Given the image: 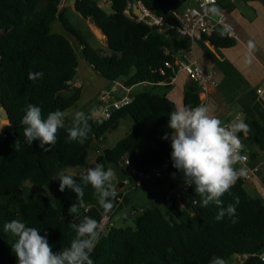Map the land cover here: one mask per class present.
I'll return each instance as SVG.
<instances>
[{
    "label": "trees",
    "instance_id": "1",
    "mask_svg": "<svg viewBox=\"0 0 264 264\" xmlns=\"http://www.w3.org/2000/svg\"><path fill=\"white\" fill-rule=\"evenodd\" d=\"M109 1L111 11L107 12L96 0H74L75 10L106 36L109 53L102 54L81 38L61 8L63 0H0V104L9 115V124L0 132V264H18L9 243L11 235L3 230L6 222L18 219L42 235L46 232L54 253L69 246L76 234L68 212L77 202L76 194L68 188L61 192L58 186L51 196L28 195L24 182L44 188L70 167L87 170L103 164L107 170L113 165L120 167L128 159L135 168L148 170L171 158L170 139L163 137L166 133L171 136L167 125L174 105L167 94H160L157 89H170V85L159 84L172 75L165 62L172 61L178 51L189 49L187 38L182 40L184 37L177 31L179 21L174 15L187 0ZM135 2H143L165 21L164 29H172L161 33L159 26L150 27L133 13L127 15L129 4ZM56 21L79 41L81 57L99 76L110 82L123 81L129 88L143 82L150 84L133 95L130 105L114 111L110 119L98 123L87 117L91 132L83 145L68 139L71 125L65 120L56 144L44 152L39 141L28 145L23 135L25 126L20 121L27 106L40 107L46 118L50 112L70 110L82 98V87L70 84L79 72V54L67 35L52 32ZM205 40L220 49L235 43L221 27H216ZM161 69L165 70L164 75ZM30 72H42L43 76L30 80ZM184 103L188 107L201 104L196 84L191 82ZM126 118L134 122L130 133L114 147L101 148L107 134ZM243 121L249 125L248 139L264 153V128L249 117ZM16 141L18 150L14 148ZM93 151L99 154L89 165ZM79 176L80 173L74 176L78 182ZM236 197V222L227 215L218 221L217 206L202 208L201 197L192 188L185 208L169 209V217L157 206H151L136 216L134 228L114 227L101 234L90 258L94 264H210L214 256L226 260L247 254L245 264H264L258 257L264 251V201L251 197L239 177L221 197L223 207L234 204ZM83 204H98L90 185L84 186Z\"/></svg>",
    "mask_w": 264,
    "mask_h": 264
},
{
    "label": "clouds",
    "instance_id": "2",
    "mask_svg": "<svg viewBox=\"0 0 264 264\" xmlns=\"http://www.w3.org/2000/svg\"><path fill=\"white\" fill-rule=\"evenodd\" d=\"M210 11L218 13L219 9L214 7ZM42 76V72L28 74L30 80ZM71 112L72 110H56L44 118L40 107L29 104L20 121L25 126L23 135L27 144L39 141V147L44 152L50 151V146L57 142L59 129L65 127V119ZM168 117L167 126L171 129V136L166 133L163 139L171 140L173 167L183 173L184 182L188 186H195L196 194L201 197L202 208L214 204L219 209L216 220H222L227 215L235 223L239 198L236 197L235 203L225 208L221 197L231 189L241 174L234 168V164L241 159L240 151L243 148L238 133L246 135L250 130L249 125L236 118L225 127L205 104L196 107L179 106ZM67 131L70 141L83 145L89 139L91 128L82 111L74 113L72 126ZM45 145L49 147L46 148ZM14 148L19 149L17 141ZM114 177L115 171L112 168L105 170L103 164H96L81 172L79 182L72 174L61 171L57 176L60 180L59 191L63 192L68 188L77 197V202L68 209L73 220L79 221L72 224L75 237L69 246L54 253L46 232L42 235L37 228L27 226L18 219L6 222L3 230L11 235L9 243L18 264H94L90 257L100 241L101 225L90 216L80 217L84 186L90 185L94 189L98 204L107 214L113 209L117 197ZM210 264H226V261L214 256Z\"/></svg>",
    "mask_w": 264,
    "mask_h": 264
},
{
    "label": "crops",
    "instance_id": "3",
    "mask_svg": "<svg viewBox=\"0 0 264 264\" xmlns=\"http://www.w3.org/2000/svg\"><path fill=\"white\" fill-rule=\"evenodd\" d=\"M188 5L189 3L187 2L182 9L188 7ZM61 8L65 9L64 6ZM217 8L219 12L212 13V16L217 19L220 10L226 13L227 19L234 27L237 36V38L234 39V45L227 49H220L212 45L208 40L193 42L189 39L181 38L189 42V49L178 51L174 54L173 58L186 57L187 60L195 63L201 69L212 71L215 74L217 88L213 89L206 96L200 97L199 95V97L200 102L203 101L204 104L210 108L212 114L223 122L224 126L229 124L231 120L236 119L238 114L241 113L244 114L245 118L249 117L253 119L264 128V112L256 92L259 87L264 85V0H218ZM58 23L61 25L60 22ZM54 25L55 23L52 26ZM54 28L57 29L52 32L66 35L62 25L61 27L55 25ZM93 28L94 31H91L92 34H95V36L97 35L95 30H98L99 33L102 34L95 25ZM102 36H104L107 45L106 36L103 34ZM250 45H252V47H250ZM80 47L82 50L81 45ZM93 47L95 48V46ZM82 59L86 66L90 68V72L95 74L96 72L87 64L86 60L84 58ZM79 73L82 78L80 66ZM103 80L111 83L113 86V82L105 78H103ZM79 83L80 87H82V98L80 102L88 93H90L91 97L95 96L97 98L98 93L103 90L105 86L99 85L91 94V91L85 92L87 89L84 84L80 81ZM190 84L191 82L184 73H178L175 81L172 83L161 84L162 87L170 85V89L160 88L157 90L160 94H167V98L173 103L175 110L179 106H185L184 97ZM132 89L133 88H131L130 93H127L128 95H133ZM122 94H126V92L120 91L117 97H120ZM89 118L93 117L91 116ZM238 135L243 142V151L250 157L251 162L262 166L260 179L253 182H244V188L251 197L259 198L264 201V153L255 143L248 139L247 134L238 133ZM123 165L124 164H121L120 167L113 165V168L111 167L116 172V181L114 184L119 191L123 188L121 180L124 176L122 173L126 170ZM234 168L241 173L239 175V177H241L243 172L240 163L236 162ZM173 174H175L174 177ZM183 181V173L173 167V162L171 160L167 171L152 185L155 192L149 199L145 194L141 192L138 193L137 189L136 196H133L134 200L131 199L133 193L125 196L121 195L120 200H118V198L115 199L117 205L109 213L105 214L104 211H95L92 218L99 221L103 215H107L110 216L113 221V216L117 214L119 209L125 206L128 209L127 211H129V213L126 214L136 218V216L141 214L140 211L142 212V210H140V204L144 203H151L149 207L157 206L163 212L162 208L167 207L163 200L164 193L169 188L176 187ZM192 188L195 189V186L193 185ZM133 201L135 203L134 205L132 203ZM94 207L95 206H92L91 208ZM73 222L75 224L79 221L73 220Z\"/></svg>",
    "mask_w": 264,
    "mask_h": 264
},
{
    "label": "built area",
    "instance_id": "4",
    "mask_svg": "<svg viewBox=\"0 0 264 264\" xmlns=\"http://www.w3.org/2000/svg\"><path fill=\"white\" fill-rule=\"evenodd\" d=\"M187 2L189 3L188 7L174 12V15L179 21L177 31L181 37L187 38L193 42H200L204 41L205 38L212 36L216 27H221L223 32L230 38H237L235 29L229 23L227 15L224 11L220 10V14L217 19L212 16L213 12H211L210 9L218 7V0H187ZM134 4H137V6L143 12V17L141 18L135 15L138 21H143L150 27L154 25L159 26V31L161 33H166L167 30L172 29V27L170 26L167 27V29H164L163 26L165 25V21L162 18L155 16L143 4V2L130 3L128 9L132 10ZM165 67L171 70L172 75L159 84H170L175 81L178 73H184L190 82L197 85V87L199 88L200 97L206 96L213 89L217 88L215 74L212 71L201 69L195 63L187 60L186 57H175L172 61L165 62ZM160 72L162 75L165 74L164 69H161ZM148 84L150 83H141L142 86H147ZM131 88L126 87L123 81H115L113 82V86H111L109 90H101L96 98L99 106V118L95 121L101 123L102 121L108 120L111 118L114 111H118L130 105L133 101V95H128L127 93H130ZM120 91H125V96L115 97V94L117 95ZM256 92L261 102L262 110L264 112V85L259 87ZM201 104H204V102L201 101ZM236 118L244 120L245 116L244 114L240 113ZM227 126L228 124L225 127ZM240 157L241 159L237 162L240 163L243 174L241 177H238L242 179L243 182H253L259 180L261 176L262 166L259 164H253L250 157L243 151V148L240 151ZM170 162L171 158H167L161 165L157 167H151L148 170H139L132 165L130 160L125 159L124 167L126 169L125 171L127 172V175L124 176L121 180V184L123 187L122 190L119 191L118 189H116V198L120 200L121 195H128L131 192L136 191L143 184L149 181L159 180L169 168ZM192 186H188L183 181L176 187L169 188L163 195L165 205L169 209L173 207L184 209L185 199L187 197H190ZM181 205L183 206L181 207ZM90 209V205L83 204L82 212L87 213ZM142 212L140 211V213ZM127 217L128 214H125L123 216V219H127ZM98 223L101 225V234L107 233L112 228H114V223L111 217L107 215H103L99 219ZM238 256L243 258L244 262H246L248 258L247 254ZM258 257L264 263V251L259 253Z\"/></svg>",
    "mask_w": 264,
    "mask_h": 264
},
{
    "label": "rangeland",
    "instance_id": "5",
    "mask_svg": "<svg viewBox=\"0 0 264 264\" xmlns=\"http://www.w3.org/2000/svg\"><path fill=\"white\" fill-rule=\"evenodd\" d=\"M98 2V4L107 12L111 11L110 8V2L109 0H96ZM74 0H64V2L62 3L61 7H65V12L66 15L68 16V18L70 19L71 23L79 30L81 38L84 39V41H87L88 43H90L92 46H95V48L97 50H99L102 54H108V48L106 45V40L104 38V36H102V34L99 33L98 30H95V33L98 35L95 36V34H92L91 31H94V24L90 19H85L84 17L81 16L80 13H78L74 6H73ZM59 21L55 22V25H58L59 27H61V25L58 23ZM52 26V31H56L55 27ZM66 35L70 38L73 46L75 47L76 51L79 54V57H81L80 52H81V47L79 44V41L76 40L75 38L69 36L67 33ZM95 37H94V36ZM100 35V36H99ZM94 38V39H93ZM96 38V39H95ZM94 40V41H93ZM79 66H80V70H81V74H82V78H80V82L82 84L85 85V88L87 89V91L85 90V92H90L92 94V91L97 88L99 85H105L104 89L109 90L112 86L111 83L106 82L105 80H103V78L101 76H98V74H94L92 72H90V68H88V66H86V64L84 63L82 58H79ZM91 73V74H89ZM79 81L75 84L77 87H79ZM103 89V90H104ZM145 89L144 86L142 85H137L134 86L132 89V94L136 95L140 92H142ZM115 97H117V95L115 94ZM70 110H72L71 114L66 117L65 120L68 121L69 125L72 126V122H73V116L74 113L76 111H82L86 117H93L94 120H98L99 118V106L96 100V97H91L90 93L86 94L85 97L83 98V100L80 102H78L73 108H71ZM9 123V122H8ZM7 121L2 120L0 117V132H1V128L4 125H8ZM134 127V122L130 119V118H126L123 119L119 122L118 128L110 133L107 134L106 139L104 141V143L102 144L101 148H112L116 145V143L121 140L122 138H124L125 136H127L130 131L132 130V128ZM99 154V152L97 151H93L91 152L90 158H89V165L93 164L96 160L97 155ZM113 168V166H111ZM86 170V168H67L65 170H63L65 173L67 174H72L73 176L78 175L81 172H84ZM116 175V172H115ZM116 181V177H114L113 182L115 183ZM156 181H149L145 184H143L140 188H138V193H143L146 195V197H148V199L151 197V195H154V188H152V185L155 183ZM60 185V180L57 178L52 185L50 186H46L44 188H38L37 186H35L32 182L30 181H26L23 183V188L26 194L28 195H33L35 193H40L46 196H51L54 194L55 190L57 189V187ZM133 191L130 194L131 195V199H133V196L135 197L137 192ZM134 200V199H133ZM133 205L135 204L134 201L132 202ZM149 204L151 203H144V204H140V210L144 211L147 208H149ZM117 205L116 200L114 201V207ZM163 213L165 214V216L169 217L170 216V210L168 207H163ZM127 207H123L122 209H119L117 214L113 216V223L115 224L116 228H127V227H135V218L133 216H130L128 214V218L127 219H123V215L126 213H129V211H127ZM95 211H104L100 205H96L94 208H91L90 211L88 213H84V212H80V217L82 218L83 216H94ZM73 217V216H72ZM74 224V222H73ZM226 264H245L244 259L239 257L238 255L232 256L229 259H226Z\"/></svg>",
    "mask_w": 264,
    "mask_h": 264
},
{
    "label": "water",
    "instance_id": "6",
    "mask_svg": "<svg viewBox=\"0 0 264 264\" xmlns=\"http://www.w3.org/2000/svg\"><path fill=\"white\" fill-rule=\"evenodd\" d=\"M125 13L127 15H130V14H134L136 15L137 17H143V12L140 10V8L137 6V4H134L133 7H132V10H129L127 9L125 11ZM81 78V75L79 72L76 73L75 77L73 78V80L70 82V84L72 83H77ZM122 97L125 96V94H122L121 95ZM0 117L4 120H7L9 122V115H8V112L6 110V108L0 104ZM125 163V159L121 162V164H124Z\"/></svg>",
    "mask_w": 264,
    "mask_h": 264
}]
</instances>
